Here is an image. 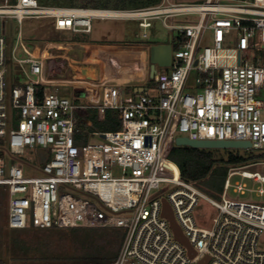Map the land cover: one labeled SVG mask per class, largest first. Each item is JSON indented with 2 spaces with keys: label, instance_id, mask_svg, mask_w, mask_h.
I'll use <instances>...</instances> for the list:
<instances>
[{
  "label": "built area",
  "instance_id": "obj_1",
  "mask_svg": "<svg viewBox=\"0 0 264 264\" xmlns=\"http://www.w3.org/2000/svg\"><path fill=\"white\" fill-rule=\"evenodd\" d=\"M91 5L50 4L47 0H4L0 3V185L9 196L10 228H121L122 242L110 262L87 264H264L260 238L264 233V203L239 200L228 194L245 193V181L260 182L264 172L251 164H232L221 199L186 180L179 168H170L167 139H247L264 147V0H162L156 5L129 9L115 16ZM198 14L196 22L168 23L169 17ZM26 17L53 18L59 30L92 32L96 17L135 18L144 29L161 17L172 35V61L158 66L155 86L128 94L110 79L54 77L47 61L61 45L28 47L19 31L9 56L6 21ZM235 31V46L224 45ZM148 36L145 30L142 34ZM211 42L205 45L207 38ZM22 48L24 56L17 52ZM256 51L250 55V51ZM48 52L49 54H45ZM19 65L27 80L9 83V65ZM26 65L29 67L26 68ZM161 67L165 69H161ZM194 72V76L192 74ZM72 87L87 95L90 105L70 98L60 88ZM97 94V97L94 96ZM95 107L120 112L122 127L93 131L105 142L76 144L80 110ZM17 125L13 127L14 121ZM92 136V135H91ZM46 149L40 175L29 176L21 163L8 168L6 154H24L27 148ZM122 168L116 176L114 164ZM163 184H168L160 191ZM164 200L195 251L176 238ZM201 200L218 210L212 226L200 225L195 211ZM33 223V225H32Z\"/></svg>",
  "mask_w": 264,
  "mask_h": 264
},
{
  "label": "rangeland",
  "instance_id": "obj_2",
  "mask_svg": "<svg viewBox=\"0 0 264 264\" xmlns=\"http://www.w3.org/2000/svg\"><path fill=\"white\" fill-rule=\"evenodd\" d=\"M89 0H47L50 4H65V5H83L88 4ZM109 1V2H106ZM160 0L156 5L160 3ZM178 2H198L203 0H175ZM4 0H0V3ZM113 0H101L97 4L100 7H109L114 8L115 5ZM123 6H119L122 8ZM129 8H137L132 5L127 6ZM142 7V6H139ZM199 18L198 14L188 13L182 14L175 17H169L166 19L168 23H189L196 22ZM151 26L144 29L139 25V20L135 18H121V17H96L92 20L93 31L92 32H71L66 30L56 29L54 26L53 18H34L26 17L20 23L15 18H8L6 21L7 26V37L9 39V56L11 57L12 49L16 44V40L19 34V31H22V40L24 43L33 48L35 44H39L45 47L47 44H61L66 42H76V41H109L110 44L127 42L125 44H115L125 47H140L145 49L148 53L150 52L151 44L155 42L168 41L170 36L173 35L174 41L177 36V29H170L164 23L163 18L155 17L151 18ZM148 32V36L144 37L142 34L144 31ZM237 40V33L235 31L227 35L224 45L226 46H235ZM113 42V43H111ZM211 42V36L205 41V45ZM142 43V44H141ZM112 47V46H111ZM57 48V47H55ZM52 49L51 52L55 55L61 54V50ZM105 49V47H103ZM20 56H24L22 48L20 47L18 52ZM264 56V52H261ZM117 54L116 52L113 53ZM256 51H250V57L255 55ZM101 60V63H98L102 68L105 69L106 55ZM148 64L149 55H148ZM29 66L26 65V68ZM47 67L49 70H54V77H71L70 69L66 70V63L61 57H52L47 61ZM135 69V70H134ZM161 69H165L161 67ZM9 83L10 85L15 82L25 83L27 78L23 73L22 68L11 62L9 65ZM132 72L140 73L139 68H132ZM194 76V72L192 77ZM147 86H155L154 77L149 76ZM61 91H64L66 95L70 98H77L78 101L82 104L90 105L91 101L87 95L75 94L74 89L70 87H65V89L60 88ZM262 96H264V90L262 91ZM81 123L78 126V132L76 135V144L79 146L85 145L88 142H105L106 139L100 135H93V131H104L109 130L106 126H103L104 121L102 120V115L99 114L98 110L95 107H86L81 109ZM17 125V120L14 121L13 127ZM113 129H110L111 131ZM92 135V136H91ZM172 136L167 142V148L172 146ZM214 152L216 156H225L228 151H236L240 154L248 157L246 162L241 164H251L253 162H260L259 164L253 165L251 168L254 170H259L264 172V147L263 148H207ZM251 156H256L250 158ZM5 162L7 168L11 163L19 162L22 164L25 174L29 176L40 175L41 163L37 158L36 151L31 148H27L24 154H6ZM230 167V166H229ZM114 174L120 176L122 174V168L118 164H114L113 167ZM236 179L245 181L248 188L245 190V193L234 192L233 188H230L228 194L233 198L239 200H251L260 203H264V194L260 195L256 188L260 185V182L253 179L242 178L239 175L232 177L234 182ZM224 177L220 173H215L210 175L200 186L206 193L209 195L221 199L223 190H224ZM160 191H163L165 187H169L168 184H163ZM195 217L199 221L200 225L212 226L213 217L217 216L218 210L209 205L205 200H201V203L195 211ZM8 215H9V196L7 192V187L5 185H0V258L4 259L7 262L19 261V260H29L39 257H46L50 255H65L70 250H73L75 244V236L73 234L74 228H41L29 226L28 228H10L8 226ZM97 229V228H89ZM260 247L264 249V233L260 238ZM69 250V251H68Z\"/></svg>",
  "mask_w": 264,
  "mask_h": 264
},
{
  "label": "trees",
  "instance_id": "obj_3",
  "mask_svg": "<svg viewBox=\"0 0 264 264\" xmlns=\"http://www.w3.org/2000/svg\"><path fill=\"white\" fill-rule=\"evenodd\" d=\"M88 4L95 8H109L97 6L101 0H89ZM115 7L112 9H128V5L133 7L150 6L160 0H113ZM73 2V0H70ZM109 2V1H106ZM87 5V4H85ZM119 6H123L119 8ZM82 113V111L80 110ZM119 110L107 109L102 120L106 128L117 130L122 127V120ZM104 130V131H109ZM171 138V136L169 137ZM167 139V142L169 140ZM167 146V143H166ZM167 165L170 168H179L180 174L186 180L196 182L202 186L203 182L215 173H220L224 177V182L228 176L229 166L241 164L248 160V157L236 151H228L225 156H216L214 152L207 148H194L191 146L170 145ZM1 153V152H0ZM256 156H251L254 158ZM75 244L73 250H68L65 255H50L29 260H19L7 262L0 258V264H87L91 262H110L118 254L123 231L121 228L95 227H73ZM94 228V227H92Z\"/></svg>",
  "mask_w": 264,
  "mask_h": 264
},
{
  "label": "crops",
  "instance_id": "obj_4",
  "mask_svg": "<svg viewBox=\"0 0 264 264\" xmlns=\"http://www.w3.org/2000/svg\"><path fill=\"white\" fill-rule=\"evenodd\" d=\"M161 42H165V41H161ZM119 43H115V44H119ZM125 43L127 42L126 41L121 42L120 44H125ZM155 43H159V42H155ZM51 44H53V42ZM115 44H110L109 41H101V40L61 43L59 45H61L63 48L61 50V54H59L57 57H61L64 60V62L66 63V67H65L66 70L70 69L69 71L72 75L71 77L68 76L69 79H71L73 76L75 78L77 77L87 78L92 82L98 79L100 80L110 79L111 81L121 84L128 94L130 93L135 94L136 92H142L144 88L147 86L150 76L151 63L150 64L147 63L148 55L150 61V52L148 53L145 49H143L144 47L141 48L140 45L139 47H130V46L125 47L120 45L117 46ZM54 45H58V44H54ZM96 46L105 47V49L102 50L100 54L102 57L105 55L113 56L114 52L117 53L115 54V56H113V59L111 60L106 57L107 60L105 64L107 65V63H109L108 68L105 65V69H103L102 64L101 67L98 64L101 63V58L100 56H97V54L95 53L96 50L93 47ZM78 67H85V69H89V71H92L91 72L92 74L90 73L91 75L90 74L84 75L83 70L78 69ZM134 67L139 68L141 70L140 73L132 72L131 69ZM106 68L109 71H107ZM39 150L40 148L37 149L36 154L39 162L42 163V160H45L47 158V153L46 150H42V152L40 153Z\"/></svg>",
  "mask_w": 264,
  "mask_h": 264
},
{
  "label": "water",
  "instance_id": "obj_5",
  "mask_svg": "<svg viewBox=\"0 0 264 264\" xmlns=\"http://www.w3.org/2000/svg\"><path fill=\"white\" fill-rule=\"evenodd\" d=\"M172 61V35L170 36L167 42L154 43L150 46V63L151 70L150 76L154 77V74L158 66H169ZM175 144L177 146H191L194 148H252L253 144L250 140L247 139H230V140H213V139H191L185 135H178L175 138ZM46 150L40 148L39 152ZM47 156L48 152L46 150ZM46 160V159H45ZM45 160H42L44 162ZM163 214L169 218L171 225L174 229L176 238L184 242L189 248L191 255L195 254V251L192 249L188 238L184 235L181 227L178 225L172 208L167 200H164V210ZM33 225V223H32ZM206 259L202 260L201 264H205Z\"/></svg>",
  "mask_w": 264,
  "mask_h": 264
},
{
  "label": "bare ground",
  "instance_id": "obj_6",
  "mask_svg": "<svg viewBox=\"0 0 264 264\" xmlns=\"http://www.w3.org/2000/svg\"><path fill=\"white\" fill-rule=\"evenodd\" d=\"M96 13H101V14H111V15H115V16H124V15H127L129 12L127 11H121V10H113V9H101V10H97L95 11ZM96 51L95 53L97 54V56H100L101 60L104 58L102 57L100 54H101V51L104 50V48L102 46H96V47H93ZM98 48V49H97ZM93 49V50H94ZM88 50V49H87ZM46 55L49 54L48 52L45 53ZM92 55V54H91ZM96 56V57H97ZM107 56V55H106ZM115 56V55H113ZM113 56H107V58H109L110 60L113 59ZM73 59V58H72ZM90 59V58H89ZM93 59V58H92ZM95 59V58H94ZM121 59V58H120ZM81 60V59H80ZM107 60V59H106ZM72 61V60H71ZM119 62V61H118ZM130 62V61H129ZM128 62V63H129ZM125 63V62H124ZM133 65V64H132ZM109 66V63H107L106 67L108 68ZM120 67V66H119ZM106 68L107 71H109L108 69ZM78 69L80 70H83V73L84 75H88L90 74L92 71H89V69H85V67H78ZM77 69V70H78ZM104 69V68H103ZM123 72V71H122ZM81 74V73H80ZM79 74V75H80ZM92 74V73H91ZM90 74V75H91ZM77 78H80V77H77ZM129 78V77H128ZM95 97H97V94H94Z\"/></svg>",
  "mask_w": 264,
  "mask_h": 264
}]
</instances>
